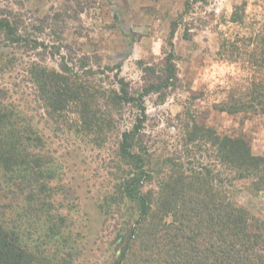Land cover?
I'll list each match as a JSON object with an SVG mask.
<instances>
[{
  "label": "rangeland",
  "instance_id": "rangeland-1",
  "mask_svg": "<svg viewBox=\"0 0 264 264\" xmlns=\"http://www.w3.org/2000/svg\"><path fill=\"white\" fill-rule=\"evenodd\" d=\"M0 11L18 17L28 40L39 44L7 45L0 36V87L15 104L28 107L27 116L42 130L49 142L45 150L54 151L56 173L62 175L48 184L54 196L47 199L30 190L18 193L19 182L0 170V225L16 229L23 246L41 263L106 264L119 259L126 239L119 246L115 234L130 220L106 205L102 208L101 199L109 191L115 165L124 162L117 152L119 133L131 129L137 112L125 105L116 116L117 108L108 105L114 128L105 135L81 129L73 107L45 117L26 73L32 63L55 70L64 66L82 82L95 81L107 94L117 89L116 75L130 91L140 90L144 69L162 67L164 53L171 49V24L179 21L171 40L177 82L162 97H145L146 117L136 135V152L145 162L143 193L154 199L161 184L177 173L204 177L209 165L212 174L234 177L233 172L225 177L217 147L195 126L217 137H243L252 155L264 158V114L223 110L235 98L247 102L249 96L240 93L263 79L248 57L264 41V0H0ZM121 166L129 171L128 165ZM251 180L234 179L228 197L264 222V191L256 192ZM129 245L121 264H137L136 245Z\"/></svg>",
  "mask_w": 264,
  "mask_h": 264
},
{
  "label": "trees",
  "instance_id": "trees-1",
  "mask_svg": "<svg viewBox=\"0 0 264 264\" xmlns=\"http://www.w3.org/2000/svg\"><path fill=\"white\" fill-rule=\"evenodd\" d=\"M189 5L186 1V10ZM178 22L171 24V49L164 53L162 67L157 71L144 69V84L140 90L130 91L116 75L114 85L117 89L107 94L99 91L95 81L93 84L82 82L75 72L64 66L55 70L36 63L28 66V79L45 117L62 115L68 108H76L81 129L94 135H105L114 128L108 105L117 108L116 116L125 105L132 106L137 112L131 129L119 133L118 157L130 167L129 171L122 170L123 163L116 164L109 191L101 199L102 208L106 205L120 218L130 220L126 225L122 223L115 234V240H120L119 246L126 239L122 244L123 252L116 262L106 264H121L127 251L129 253V242L136 245L137 264H264V222L237 207L228 197L234 179L249 181L253 178L252 188L256 192L264 191V158L252 155L250 145L243 137H217L210 129L195 126V131L205 132L209 142L217 147L225 177L230 176V172L235 174L234 177L223 179L219 171L212 174L209 165L204 169L205 178L201 173L185 177L177 173L169 182L161 184L154 199L143 193L141 178L146 175L143 172L145 162L140 158V151L136 152V135L146 117L145 97L151 93H159L162 97L177 82L171 40ZM0 36L7 45H39L36 40H28L22 21L10 12L0 11ZM184 39H188L187 34ZM259 46L248 60L263 79L253 82L245 95L240 93L239 97L249 96L247 102L235 98L223 109L230 115L250 109L264 114V41ZM3 72L4 67H0V75ZM98 100L104 103L98 105ZM26 110L29 112L27 106L15 104L0 87V170L3 176L19 182L18 193L30 190L36 196L48 199L54 196V190L48 184L59 180L58 176L62 180V175L56 173L54 151L45 150L44 145L49 142L42 130L32 126L33 119L27 116ZM38 147L44 148L34 150ZM210 180H215L218 185H213ZM51 226L54 227L53 220ZM0 264L43 263L36 259L33 251L23 246L21 234L16 229L0 225Z\"/></svg>",
  "mask_w": 264,
  "mask_h": 264
}]
</instances>
